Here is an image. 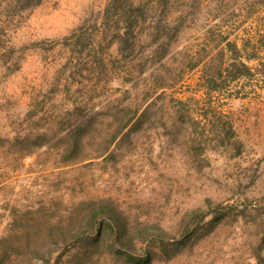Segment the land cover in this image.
<instances>
[{
    "label": "rangeland",
    "instance_id": "374dc122",
    "mask_svg": "<svg viewBox=\"0 0 264 264\" xmlns=\"http://www.w3.org/2000/svg\"><path fill=\"white\" fill-rule=\"evenodd\" d=\"M108 1L44 0L0 19L8 62L19 60L0 65V264L145 252L147 264H264V75L245 58L262 56L264 0H134L155 4L125 57L101 24ZM226 42L254 76L206 96L202 67L228 62ZM208 110L231 120L238 148L212 147ZM111 217L123 232L109 248Z\"/></svg>",
    "mask_w": 264,
    "mask_h": 264
},
{
    "label": "trees",
    "instance_id": "16d2710c",
    "mask_svg": "<svg viewBox=\"0 0 264 264\" xmlns=\"http://www.w3.org/2000/svg\"><path fill=\"white\" fill-rule=\"evenodd\" d=\"M44 0H0V19L2 20H14L19 17L21 14L30 11L39 5L42 4ZM155 4V3H154ZM154 4L148 8L145 3L139 4L134 0H109L105 8L103 10L102 15V27L103 29H107L108 32L112 31L113 34L108 42V45L115 44L116 51L118 55L125 57L126 53L129 54L134 51V48L139 40L138 34L142 27V23L145 22V13L148 11H152L154 8ZM144 13V14H143ZM2 23V22H1ZM4 24V23H2ZM4 27L0 26V37L5 33ZM159 28L153 27L152 33L149 35L152 43H155L159 39ZM163 41V40H162ZM79 40L75 42L77 44ZM226 50L228 53V62L227 63H219L218 65H211L209 62L202 67L201 72V80L203 83L202 89L205 92L206 96H210L211 94H223L225 92L230 91L231 84L238 82L243 79H251L254 76V73L251 71V68L247 65L245 61L241 59L242 50L236 46L235 43L226 42L225 44ZM163 43H159L156 48L152 51V60L156 63H160L165 56L167 55V49ZM244 50V49H243ZM252 52L246 54V59L249 61L253 58L259 59V69H257V73L264 75V47L261 48L262 56L260 57V51L258 49H251ZM13 47H3L0 44V65H6L11 71L17 70L19 66V60L14 59L12 62H8L10 58H8L7 53L13 52ZM223 56V55H222ZM102 65H105L102 63ZM196 67V64L192 65L190 68L193 69ZM180 106L183 107V102H178ZM211 109L209 106L206 109ZM207 113H211L208 110L204 116L206 118V124L202 126L204 129L206 126L209 127L207 131L210 137L209 142L212 140V147L215 148H230L233 146L240 145V142L237 140L235 136V132L233 129V125L231 120L223 113L214 112V115H217L210 118ZM132 119L129 118L125 123L121 124L118 129V132L112 135L109 139L110 142L114 141L118 134H120L124 129L128 127L131 123ZM134 126H130L127 130H131ZM207 137V136H206ZM77 147V141L73 139L71 144V151L75 150ZM100 212L92 211L90 222L91 226L94 229L96 227L95 219L97 215H104V210H99ZM103 211V212H102ZM195 214V213H194ZM193 214V215H194ZM112 225L108 224V230L112 236V246L115 244H121L120 238L121 233L123 232V227L117 224V220L114 217H111ZM150 228H145L144 232L141 234L142 241H153L149 240V235L151 232ZM101 229H96V233L100 234ZM97 239V238H96ZM95 239V240H96ZM94 240H91L93 242ZM132 245L128 241V245ZM125 261L129 264H147L150 260V253L145 252L141 257L132 256L131 254H127L124 257Z\"/></svg>",
    "mask_w": 264,
    "mask_h": 264
}]
</instances>
